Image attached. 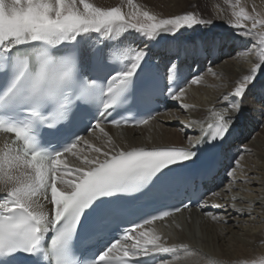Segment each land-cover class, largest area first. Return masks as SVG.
Listing matches in <instances>:
<instances>
[{
  "label": "snow or ice",
  "instance_id": "1",
  "mask_svg": "<svg viewBox=\"0 0 264 264\" xmlns=\"http://www.w3.org/2000/svg\"><path fill=\"white\" fill-rule=\"evenodd\" d=\"M234 15L230 27L242 30L241 37L250 36L258 23L264 27V20L257 21L244 8ZM248 20L253 21L251 28L244 23ZM211 23L192 11L158 19L148 11L129 15L119 6L99 7L89 0H0V128L14 137L12 146L0 153V169L5 164L24 169L15 182L7 177L0 192V264H141V258L187 249L186 244L168 246L145 228L171 211L149 215L139 202L171 194L182 179L179 170L198 159L202 145L215 146L227 138L235 121L230 113H239L240 100L264 77V60L237 79L229 106L214 113L207 138L189 139V147L125 148L110 136L98 147L73 129L86 118L101 133V120L119 125L112 116L130 97L137 107L153 104L165 90L171 100L182 99L185 88L175 61L166 65L163 88L147 48L124 63L115 62L116 52L127 43L121 34L134 32L151 42ZM200 79L194 75L187 83ZM229 96L223 97L225 102ZM150 119L123 123L135 126ZM52 139L70 142L49 151L43 145L51 146ZM65 154L76 157L79 165H70ZM189 206L182 202L174 211ZM133 214H143L142 223L123 228L122 236L95 253Z\"/></svg>",
  "mask_w": 264,
  "mask_h": 264
},
{
  "label": "bare ground",
  "instance_id": "2",
  "mask_svg": "<svg viewBox=\"0 0 264 264\" xmlns=\"http://www.w3.org/2000/svg\"><path fill=\"white\" fill-rule=\"evenodd\" d=\"M186 1L163 0L166 5L165 11L161 14L170 16L183 11ZM209 1L214 4L218 0ZM226 22L223 24L225 27ZM229 22L230 19L227 23ZM238 33L233 30L205 27L191 35H182L181 38L162 35L151 42L142 40L134 32L121 34L127 37V43L119 49L130 51L133 55L137 51L135 46L147 48L148 58L157 61L164 68L170 59L177 56L183 58L182 64L173 61L178 64L181 71L188 74L187 80L192 78L190 74L192 69H188V64L202 63L208 53L210 59L213 58L214 61L208 64L210 67L200 76L199 83H187L189 88L184 87L182 99L172 101V108L177 105L178 110L171 108L139 128L102 126L105 129L104 133L95 128L92 133L95 136L91 138L90 134L89 143L103 147L109 136L116 144L125 148L189 146V139L195 142L215 121L214 113L229 106L232 100L229 94L237 79L247 74L254 64L262 60L258 37L253 34L241 37ZM225 96H229L228 102L223 99ZM240 104L238 114L230 113L235 115V121L225 143L251 134L252 128L260 129V124L264 125V80L256 84L253 90L250 89L240 100ZM182 105L188 107L183 108ZM175 121L179 123L181 129L173 127ZM247 140L248 138L246 142ZM5 146L6 143L0 136V153L7 151ZM79 147L85 146L82 143ZM248 151L252 155H248ZM88 154L94 155L91 152ZM222 154L218 161L233 163L234 167L231 182L226 188L208 197L205 200L207 204L203 203L200 209L185 211L171 220L157 222L149 227L152 230L153 226H164L160 229L164 231L162 239L168 246L188 245L187 249L178 250L172 254V260L163 264H251L255 260L259 264L263 262L259 258L264 256V134L255 135L238 159L234 156L233 150L227 149ZM67 160L73 167L80 163L71 154L67 155ZM236 160H239L238 165L235 163ZM20 175L17 168L5 164L0 169V192L6 186L7 177H11L12 182H15ZM214 205L221 207L216 208ZM168 223L173 225L168 227ZM234 228H237V231H234Z\"/></svg>",
  "mask_w": 264,
  "mask_h": 264
},
{
  "label": "rangeland",
  "instance_id": "3",
  "mask_svg": "<svg viewBox=\"0 0 264 264\" xmlns=\"http://www.w3.org/2000/svg\"><path fill=\"white\" fill-rule=\"evenodd\" d=\"M90 3L95 4L96 6L99 7H115V6H119L122 8V10L131 15L134 12H137L138 10L140 11H148L149 13L155 15L158 19H163V18H168L170 16H164L163 13L165 11V5L163 3V0H132L131 3H129V0H89ZM241 8H244L246 13L249 15H252L254 17H256V20H264V0H218L216 3H211L209 0H196V1H192V0H187L186 1V5L183 8V11L176 13L174 15H182L184 14V12L186 11H192L196 14L197 18L199 19H203V20H210L213 23L211 24H205V25H198L195 26L194 28L191 29H181L179 32H177L175 34L176 38H181L182 35H191L192 33L201 30V28H215L218 30H228V31H238V32H242V30H237L234 29L232 27H230V22L227 23L229 21V19L231 20V22H234L236 17H235V13L239 12V10ZM182 10V9H181ZM138 19H140L141 21L144 20V17L142 15H138L137 17ZM224 21L226 22V26H223ZM244 23H246L248 25L249 28H251V24L253 23V21L248 20V21H244ZM256 35V37H258V44L261 46L260 48V58H262V60H264V27H262L259 23L257 24L256 29L252 30L251 35ZM209 54V53H208ZM210 57V56H209ZM180 59V58H179ZM179 59H177L176 61H178ZM209 59V58H207ZM174 60V59H172ZM260 60L259 63L262 61ZM210 65V63H208ZM208 65H206L207 69L210 67ZM206 70V69H205ZM205 70L202 69L201 71V75L199 74V76H202V74H204ZM264 77H261L260 80H258L256 82V84H258L259 82L263 81ZM255 84V86H256ZM255 86L253 88H251L252 90L255 88ZM259 102V100H257ZM177 106V105H176ZM173 107L172 109H176L178 110V106L177 107ZM183 114V113H182ZM264 125L260 124V129L258 128H252L250 132L251 134H248L247 136H244L243 138H241L238 141V146H236V148L238 149L237 152L239 154L238 157H241L242 154L244 153V148L247 147V143L249 144V141L252 140L255 135H263L264 134ZM173 127L175 129H181L180 125L178 122H174L173 123ZM254 132V133H253ZM246 138H248V141L246 142ZM99 141V139L97 140V142ZM241 141H245V142H241ZM248 155H252L251 152H247ZM230 182H231V176H230ZM228 185V184H227ZM226 185V186H227ZM223 187V189L226 188ZM221 189V190H223ZM220 190V191H221ZM218 191V192H220ZM225 193V192H224ZM228 194V192H226ZM258 194V192H257ZM222 201H224V199H221ZM164 227V226H161ZM159 227V228H161ZM234 231H237V228H234ZM263 243V242H262ZM261 243V244H262ZM263 257V258H262ZM261 261L264 262V256L262 255L261 258H259ZM261 264H264V263ZM251 264H259L258 261H254Z\"/></svg>",
  "mask_w": 264,
  "mask_h": 264
}]
</instances>
